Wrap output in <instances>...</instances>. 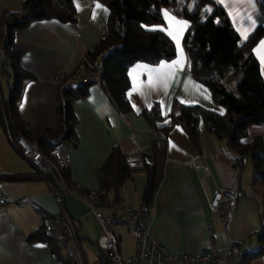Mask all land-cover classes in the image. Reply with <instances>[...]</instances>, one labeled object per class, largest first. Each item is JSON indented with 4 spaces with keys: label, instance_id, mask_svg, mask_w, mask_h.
<instances>
[{
    "label": "crops",
    "instance_id": "obj_1",
    "mask_svg": "<svg viewBox=\"0 0 264 264\" xmlns=\"http://www.w3.org/2000/svg\"><path fill=\"white\" fill-rule=\"evenodd\" d=\"M21 1L0 0V15L3 11H18ZM214 1L224 10L240 41L246 40L257 26L264 29V6L258 0ZM74 7L76 22L35 20L13 34L12 49L23 50L20 66L35 77L22 82L16 102L18 113L31 129L54 126V76L82 75L77 62L107 33L108 11L103 4L74 0ZM165 13L168 15L165 16ZM162 16L164 26H151L150 29L162 30L174 42L175 57L155 65L134 63L128 68L126 99L131 107L129 112H118L97 84L88 86L86 95L72 102L77 144L69 149V167L66 170L70 183L83 192L100 191L98 168L114 146H118L125 156L129 150L137 149L138 153L126 156V160L133 168L140 167L141 156L149 154L154 139V133L141 111L153 103L159 105L164 117L169 115L173 99L223 113V109L213 102L208 89L186 69L182 36L188 23L166 10ZM252 54L259 64L264 82V34L252 48ZM197 129L198 148L192 145L180 126H174L167 134L163 176L149 208L153 234L174 253L207 247L225 252L230 243H245L256 249L258 241L254 233L260 226L258 213L264 193L251 184V178L245 186L246 191L242 190V167H233L236 154L227 148L223 140L209 134L201 121ZM254 138L264 140V123L247 128L245 141ZM6 141L14 150L0 128V173L31 172L28 164L20 156L21 159L17 157L18 154L3 149ZM146 162L149 163L150 159ZM144 184L145 174L136 170L123 183L121 203L113 207L99 206L97 210L111 213L125 206H139ZM217 188L237 193L236 210L228 231L223 229L219 214L209 207ZM0 190L8 198V203L0 210V264H53L44 243L26 241L27 235L44 221L42 214L55 215L59 212L49 186L44 181L0 182ZM82 205L74 196L64 195L62 206L74 220L82 214ZM93 222L96 230L80 227V232L77 226L80 243L86 239L95 244L101 229L97 220ZM115 228L120 254L126 258L134 251V240L129 229ZM124 230L129 232L133 246L129 252L122 254L120 243ZM81 249L86 262H95L103 256L98 248L96 254L89 255ZM247 264H264V255L250 259Z\"/></svg>",
    "mask_w": 264,
    "mask_h": 264
},
{
    "label": "trees",
    "instance_id": "obj_2",
    "mask_svg": "<svg viewBox=\"0 0 264 264\" xmlns=\"http://www.w3.org/2000/svg\"><path fill=\"white\" fill-rule=\"evenodd\" d=\"M91 1L106 7L107 33L92 49L84 53L77 62V68L82 72L80 77L88 76L101 68L100 81L78 86L64 85L63 82L57 84L55 124L52 127L31 129L18 113L16 102L20 97L22 82L34 80L35 77L20 66L19 59L23 50L12 49V37L16 30L25 28L35 20L76 22L74 0H22L18 11H3L0 15V44L10 60L9 66H6L0 58V74L12 80L6 97H3L0 87V128L8 141L10 142L8 132L13 138L19 134L28 139L50 136L56 138L57 142L74 148L77 136L72 102L84 97L91 84H97L106 93L118 112H129L131 107L126 99L129 87L128 68L134 63L155 65L175 57L172 40L162 30L150 29L151 26H164L162 12L166 10L188 23L182 36L186 69L197 82L208 89L213 102L223 109V113L219 114L197 104H183L176 99L171 101L167 117L161 114L157 103L143 109L141 115L154 133L149 154L141 156L142 163L136 169L129 165L118 146L112 147L97 172L102 192L98 197L97 208L120 204L123 183L136 170L145 174L139 205L145 204L150 208L163 176L168 132L174 126H180L192 145L198 148L197 126L200 121L209 134L223 140L227 148L236 154L234 168H241L245 159H248L252 168L251 184L264 193V140L244 139L249 126L264 123V82L259 64L252 54V48L264 34L262 26H257L246 40L240 41L224 10L214 0H193L191 7L192 0ZM70 76L74 75H63L64 79ZM53 144H40V148L47 154ZM146 159H150V162H146ZM62 177L60 181L54 173H0V182L44 181L50 191L63 193V185L72 184L67 170L62 171ZM63 212L72 222L79 241L77 224L64 206ZM258 215L260 226L254 233L258 247L244 254L239 264H247L250 259L264 255V194ZM42 216L44 221L27 235L26 241L44 243L52 256L53 264H74L71 256L55 240L54 231H60L62 227V212Z\"/></svg>",
    "mask_w": 264,
    "mask_h": 264
},
{
    "label": "built area",
    "instance_id": "obj_3",
    "mask_svg": "<svg viewBox=\"0 0 264 264\" xmlns=\"http://www.w3.org/2000/svg\"><path fill=\"white\" fill-rule=\"evenodd\" d=\"M264 6V0H258ZM0 58L6 66L10 60L0 44ZM101 68L94 73L85 76H70L64 79L57 74L53 78L55 85L62 83L68 86L84 85L86 83H99ZM10 144L15 152L28 164L31 171L38 174L54 173L62 181V171L69 167L68 145L57 142L50 136L38 139H28L19 134L13 138L8 132ZM41 141L43 143H41ZM54 143L47 154L40 148V144ZM138 150H129L126 156L137 154ZM64 192L50 191L54 201L63 214V222L60 231H54L56 242L68 253L74 264H239L244 254L252 252L248 244L230 243L225 252L212 247L199 249L192 252L174 253L164 247L154 236L149 219V207L141 204L137 207L125 206L120 211L101 213L97 210L99 196L102 192L89 191L85 194L74 185H63ZM72 195L81 201L91 211L100 225L101 234L95 245L103 253V256L95 262H86L75 229L68 216L63 212L64 195ZM18 202H21L18 200ZM8 203V198L0 190V210ZM237 193L227 188H217L209 202V207L217 212L225 231L231 227L234 212L236 210ZM120 226L129 229L134 240L133 253L123 258L118 249V241L112 227Z\"/></svg>",
    "mask_w": 264,
    "mask_h": 264
},
{
    "label": "rangeland",
    "instance_id": "obj_4",
    "mask_svg": "<svg viewBox=\"0 0 264 264\" xmlns=\"http://www.w3.org/2000/svg\"><path fill=\"white\" fill-rule=\"evenodd\" d=\"M192 3H193V0L190 2V7L192 6ZM174 46H175V44H174ZM0 68H1V64H0ZM0 85H1V92H2L3 97H6L9 87L12 86V80L9 79L6 75L0 74ZM5 145L6 146L3 145V149H8V150L10 149L9 151H12V153L17 155L15 150H13L10 147V145L7 143V141L5 142ZM17 157L20 158L19 155H17ZM251 174H252V168L249 164L248 159H245V161L243 162L241 173H240L242 190L246 191L245 186H246V184H248V182L251 178ZM240 195L242 196L243 193H241ZM255 199H257V201H259L257 196H255ZM80 209L82 211V214L79 215V217L77 216L78 219L74 220L75 224H77V226H79V231L81 232V228H83V229L89 228L90 230H92V229L96 230V224L93 222V221H96V219H95L93 213L91 211L87 210L86 206H84V205H82V207H80ZM98 227H99V225H98ZM115 227L119 228L120 230L124 229L123 227H120V226H115ZM115 227H112L113 231H114V229L117 231V229ZM124 231H125V233L122 236L121 243H120V249H121L122 254L129 252L133 246V242L131 241L130 236L128 235L129 232H126V230H124ZM78 234H80V233H78ZM80 246L84 249V251L86 252L87 255L96 254V252H97V247L93 243V241H88L86 239H83V240H81Z\"/></svg>",
    "mask_w": 264,
    "mask_h": 264
},
{
    "label": "snow or ice",
    "instance_id": "obj_5",
    "mask_svg": "<svg viewBox=\"0 0 264 264\" xmlns=\"http://www.w3.org/2000/svg\"><path fill=\"white\" fill-rule=\"evenodd\" d=\"M97 7H100L99 5H97ZM168 15V13H165V16H167Z\"/></svg>",
    "mask_w": 264,
    "mask_h": 264
}]
</instances>
